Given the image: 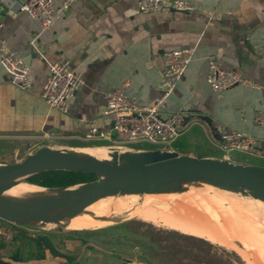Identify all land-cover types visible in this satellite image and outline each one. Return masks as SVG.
Masks as SVG:
<instances>
[{"label": "crops", "instance_id": "0c3cea01", "mask_svg": "<svg viewBox=\"0 0 264 264\" xmlns=\"http://www.w3.org/2000/svg\"><path fill=\"white\" fill-rule=\"evenodd\" d=\"M0 1V56L21 58L33 76L31 86L22 90L0 65L1 153L25 152L26 157L40 147L76 153L90 147L114 149L113 116L101 114L106 94L124 87L139 105L153 103L163 73L162 53L192 49L191 61L162 114H183L178 137L167 151L226 160L220 134L236 131L253 137L256 144L248 152L232 154L229 162L264 167V126L254 122L256 113H264V0H193L196 9L191 13H143L139 0H77L37 37L36 49L30 42L38 35V21L18 11L26 0ZM52 1L60 8L64 0ZM210 55L221 68L236 71L259 88L236 86L214 93L206 82ZM63 61L84 82L69 100L66 114L49 109L40 99L46 63ZM92 126L107 137L88 139ZM8 233L0 227V235ZM99 240L51 239L59 255L47 252L34 263L143 264L128 263Z\"/></svg>", "mask_w": 264, "mask_h": 264}, {"label": "water", "instance_id": "95a60500", "mask_svg": "<svg viewBox=\"0 0 264 264\" xmlns=\"http://www.w3.org/2000/svg\"><path fill=\"white\" fill-rule=\"evenodd\" d=\"M110 157L109 161H104L76 152L40 147L20 162L1 165L0 193L20 177L29 178L47 171H74L94 175L96 179L80 184L78 189H56L60 191L58 195L36 201L0 197V220L18 226L54 223L71 219L108 196L163 193L186 181L227 191H246L253 198L264 200V167L161 150L112 152Z\"/></svg>", "mask_w": 264, "mask_h": 264}, {"label": "built area", "instance_id": "2783aa9c", "mask_svg": "<svg viewBox=\"0 0 264 264\" xmlns=\"http://www.w3.org/2000/svg\"><path fill=\"white\" fill-rule=\"evenodd\" d=\"M76 1L64 0L60 8H55L52 0H26L20 4L18 11L25 12L38 21V35L30 42L34 49H36L37 37L51 29L62 17L63 12ZM137 7L143 13H158L164 9L191 13L196 9L193 0H139ZM1 28L0 23V30ZM192 54V49L170 50L162 53L163 73L158 84L159 95L149 105H139L134 97L127 95L124 87L111 90L106 94L105 106L101 114L103 117L113 116V145L145 144L155 147L169 145L177 139L183 114L175 112L166 117H162V114L166 110L169 96L182 79ZM206 62V82L214 93H221L236 86L259 88L236 71L221 68L214 55L208 56ZM46 64L47 76L40 99L49 109L66 114L69 111L68 102L83 86V79L71 70L68 61ZM0 65L16 87L26 90L31 86L33 81L31 68L21 58L11 53H4L0 56ZM254 122L264 126V113H256ZM106 137L107 135L96 126L88 130V139ZM220 142V149L227 161L232 154L248 152L256 144L253 137L236 131L220 134Z\"/></svg>", "mask_w": 264, "mask_h": 264}, {"label": "rangeland", "instance_id": "374dc122", "mask_svg": "<svg viewBox=\"0 0 264 264\" xmlns=\"http://www.w3.org/2000/svg\"><path fill=\"white\" fill-rule=\"evenodd\" d=\"M113 147L114 149H110L109 151L102 147H90L85 149L91 150L82 152L84 151L82 149L77 151V153L82 152L93 155L94 153L104 152V159H109V154L112 152H141L146 150L167 151V149L170 147V144L158 145L155 147L145 144H127L122 146L113 145ZM24 158L25 152L20 155L11 154L10 156H8L6 153L0 152V166L3 165V163L9 164L8 162H20ZM261 165L264 166V162L261 163ZM27 179L28 177L24 178V184H30L27 182ZM16 182L17 180L12 181L11 185L16 184ZM174 195L182 198L216 197L221 200H226L229 202L231 201L233 203L238 200L237 202L241 206H244L245 208L248 207L247 209L252 211L250 213L253 215V230L259 233H261L260 231H264V216L261 215L262 213L264 214V200L256 201L248 193H233L218 187L195 182H182L176 184L169 191L157 193V195L118 194L112 195L111 197L108 196V198L105 197V199H99L96 201V203L94 202L90 206L86 207V210H83V216L80 218H98L99 220L105 222L107 221L108 223L101 228L85 231H69L72 228L69 226L68 229L67 223L72 218L62 219L48 224L27 223L19 226L0 220V227L2 231L4 230L5 232H8L9 226L13 225L25 229V231L34 235L45 234L50 240L55 239L56 241H60L63 238L65 239L81 236L89 238L91 237L95 240L102 238L103 240L101 242L110 248L109 251H113L119 256L124 257L127 262L129 261L128 263L136 261L143 264H247V262H250V260H246L241 256V253L246 249L247 245L246 243H241L239 240L233 239L231 241L232 247L224 248L215 244H211L202 238L200 239L194 236L185 235L161 225H154L152 223L145 222L140 217L133 216V214L142 210V206L145 205V201L151 199L155 200L156 198H169L173 197ZM111 200H133L134 204L129 210L126 211L99 212L94 210L93 207L97 204ZM246 201L248 205L246 204ZM80 232H83L84 234H78Z\"/></svg>", "mask_w": 264, "mask_h": 264}, {"label": "bare ground", "instance_id": "6f19581e", "mask_svg": "<svg viewBox=\"0 0 264 264\" xmlns=\"http://www.w3.org/2000/svg\"><path fill=\"white\" fill-rule=\"evenodd\" d=\"M80 154L85 153L81 152ZM85 155L104 161L111 159L110 154L109 159H104V152ZM24 178L26 176L17 179L16 184L11 185L0 193V197L12 201H36L41 197L58 195L60 193L56 189H46L36 185L24 184ZM186 182L191 183L190 181ZM79 187L77 185L70 189H78ZM253 199L256 201L263 200L259 198ZM237 201L233 203L216 197L182 198L174 195L169 198H156L155 200L145 201L142 210L136 212L133 216L140 217L145 222L161 225L185 235L202 238L211 244L224 248H231V241L233 239L239 240L241 243H246L247 245L246 249L241 253L244 259L250 260L247 264H264V231H260L261 233H259L253 230V215L250 213L252 211L247 209L248 207L241 206ZM133 204V200H111L99 203L93 208L99 212H119L129 210ZM246 204L248 205L247 201ZM83 212L69 220L67 225L71 226L72 229L85 231L101 228L108 223L98 218H80L83 216ZM261 215L264 216L263 213ZM261 215L260 217L262 218Z\"/></svg>", "mask_w": 264, "mask_h": 264}, {"label": "trees", "instance_id": "16d2710c", "mask_svg": "<svg viewBox=\"0 0 264 264\" xmlns=\"http://www.w3.org/2000/svg\"><path fill=\"white\" fill-rule=\"evenodd\" d=\"M94 175L74 171H47L33 175L27 182L43 188L61 189L94 181ZM7 236L0 235V264H36L47 252L58 256L53 242L46 235H31L10 225Z\"/></svg>", "mask_w": 264, "mask_h": 264}]
</instances>
